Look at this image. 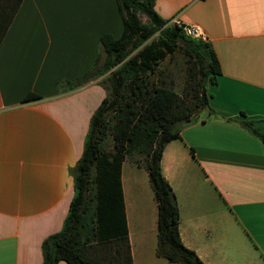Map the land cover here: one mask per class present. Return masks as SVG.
<instances>
[{
  "label": "crops",
  "instance_id": "obj_1",
  "mask_svg": "<svg viewBox=\"0 0 264 264\" xmlns=\"http://www.w3.org/2000/svg\"><path fill=\"white\" fill-rule=\"evenodd\" d=\"M155 8L170 24L198 27L221 66L207 87L215 115L202 110L162 155L182 242L205 264H264V147L227 121L264 120V0H156ZM122 32L116 0L21 1L0 43V264H42V242L61 230L74 196L70 169L106 92L95 80L71 91L58 84L94 67L104 33ZM31 92L42 98L24 102ZM122 189L134 264H176L156 255L146 169L126 159Z\"/></svg>",
  "mask_w": 264,
  "mask_h": 264
},
{
  "label": "trees",
  "instance_id": "obj_2",
  "mask_svg": "<svg viewBox=\"0 0 264 264\" xmlns=\"http://www.w3.org/2000/svg\"><path fill=\"white\" fill-rule=\"evenodd\" d=\"M22 0H0V43ZM122 19L119 38L100 37L102 54L84 75L58 84L71 91L105 77L106 96L93 114L82 156L70 169L74 196L61 230L42 242V264H134L122 189V165L128 159L146 169L157 202L156 255L176 264H205L180 236L176 196L162 174L166 145L181 129L199 121L209 106V84H217L221 66L212 46L162 18L156 0H116ZM143 15L147 23L141 21ZM156 34L157 38H153ZM151 39V40H150ZM149 41V42H148ZM182 51L187 80L178 93L167 83L160 65ZM155 77V78H154ZM42 97L29 93L24 102ZM242 115L245 114L242 112ZM238 123L264 147V120ZM193 152V150H191ZM139 154L140 159L132 156Z\"/></svg>",
  "mask_w": 264,
  "mask_h": 264
},
{
  "label": "rangeland",
  "instance_id": "obj_3",
  "mask_svg": "<svg viewBox=\"0 0 264 264\" xmlns=\"http://www.w3.org/2000/svg\"><path fill=\"white\" fill-rule=\"evenodd\" d=\"M140 18L143 23L148 22V19L145 16L141 15ZM157 35L158 34H156L153 38H157ZM159 70L164 73V78L167 83L173 85L175 90L181 94L187 80V63L183 52L180 50L176 54L168 56L167 59L161 63ZM105 77L106 76H102L95 81L100 84L106 85L107 83L104 80ZM198 115L199 114H197V117ZM132 158L133 160H136L140 159L141 156L139 154H134Z\"/></svg>",
  "mask_w": 264,
  "mask_h": 264
},
{
  "label": "built area",
  "instance_id": "obj_4",
  "mask_svg": "<svg viewBox=\"0 0 264 264\" xmlns=\"http://www.w3.org/2000/svg\"><path fill=\"white\" fill-rule=\"evenodd\" d=\"M171 24L181 26L183 30L185 31V33L193 38L204 40L202 32L196 26L185 25L175 20Z\"/></svg>",
  "mask_w": 264,
  "mask_h": 264
}]
</instances>
